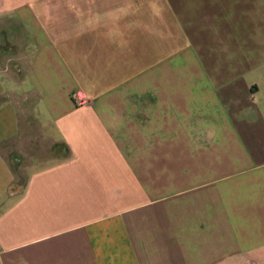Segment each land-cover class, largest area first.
<instances>
[{"label":"crops","instance_id":"obj_1","mask_svg":"<svg viewBox=\"0 0 264 264\" xmlns=\"http://www.w3.org/2000/svg\"><path fill=\"white\" fill-rule=\"evenodd\" d=\"M0 264H264V0H0Z\"/></svg>","mask_w":264,"mask_h":264},{"label":"built area","instance_id":"obj_2","mask_svg":"<svg viewBox=\"0 0 264 264\" xmlns=\"http://www.w3.org/2000/svg\"><path fill=\"white\" fill-rule=\"evenodd\" d=\"M85 102V100H84V98H79V103H84Z\"/></svg>","mask_w":264,"mask_h":264},{"label":"trees","instance_id":"obj_3","mask_svg":"<svg viewBox=\"0 0 264 264\" xmlns=\"http://www.w3.org/2000/svg\"><path fill=\"white\" fill-rule=\"evenodd\" d=\"M16 186V184L14 185V187Z\"/></svg>","mask_w":264,"mask_h":264},{"label":"rangeland","instance_id":"obj_4","mask_svg":"<svg viewBox=\"0 0 264 264\" xmlns=\"http://www.w3.org/2000/svg\"><path fill=\"white\" fill-rule=\"evenodd\" d=\"M40 164V163H39Z\"/></svg>","mask_w":264,"mask_h":264}]
</instances>
